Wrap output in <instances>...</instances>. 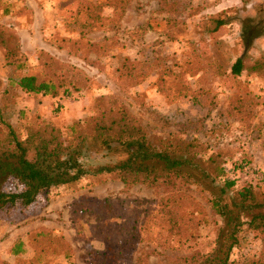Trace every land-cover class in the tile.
Wrapping results in <instances>:
<instances>
[{
  "label": "rangeland",
  "instance_id": "obj_1",
  "mask_svg": "<svg viewBox=\"0 0 264 264\" xmlns=\"http://www.w3.org/2000/svg\"><path fill=\"white\" fill-rule=\"evenodd\" d=\"M106 0H0V29H11L20 37V61L24 69L13 71L8 64L14 60L0 42V104L2 91L10 76L42 74L43 55H51L64 64L82 69L89 77V86L73 96L52 97L28 94L19 87L9 92L11 112L20 110L48 121L66 131L78 118L95 110L96 99L103 94L115 95L122 101L152 136L169 133L185 139L197 138L212 154L219 148L234 154V160L247 158L244 167L234 171L233 160H228L230 178H237L238 186L251 182L264 188V0H128L125 13L117 24L84 32L81 37L85 12L83 2ZM109 1V0H108ZM91 5V4H90ZM105 5L104 15L111 12ZM177 10L182 11L176 18ZM221 15L227 24L213 37L203 34L205 20ZM178 22H174V21ZM108 24V27H107ZM253 31L250 46L245 43V28ZM115 40L116 45L105 53L90 48V42ZM80 40V45H74ZM104 44V42H103ZM9 48L15 43L9 41ZM194 50L213 59L230 72L234 62L242 57L246 69L239 80L224 81L219 75L200 79L193 75L190 64L197 62ZM156 60L175 72H185L184 83L192 88L177 93L183 82L166 75L159 78L158 67L146 69V75L135 82H126L120 70L124 58ZM189 64V65H188ZM202 84L209 89L197 101L193 89ZM215 102H210L211 96ZM243 97L240 112L231 110L233 101ZM0 123V139L5 135ZM226 154L225 158L229 155ZM121 151H107L99 142L91 140L85 152L87 167L112 163L123 157ZM194 173L199 183L185 185L184 215L196 216V223L182 236L162 229L164 222L158 207L174 192L170 188L150 187L146 184L126 185L116 174L87 175L78 183L45 191L30 207H14L0 212V264H33L35 258L14 256L10 249L28 234L40 229L43 239H34L37 249L50 255L40 264H90L96 252L114 253L108 244V234L122 236L135 223L151 229L143 234L140 228L135 240L118 255V264H175L177 256L196 252L207 253L215 246L220 218L213 212L209 199L219 194L221 184H213L201 172ZM186 178V175L183 176ZM12 186H7L11 189ZM199 221V224L197 222ZM137 227V230L139 229ZM169 228V227H168ZM144 229V230H145ZM38 232V231H36ZM162 235V236H161ZM19 240V241H18ZM34 241V242H35ZM26 244V243H25ZM262 248V241L250 231L243 234L241 245L232 259L243 255L254 256ZM102 257L96 260L100 262Z\"/></svg>",
  "mask_w": 264,
  "mask_h": 264
},
{
  "label": "trees",
  "instance_id": "obj_2",
  "mask_svg": "<svg viewBox=\"0 0 264 264\" xmlns=\"http://www.w3.org/2000/svg\"><path fill=\"white\" fill-rule=\"evenodd\" d=\"M165 2L166 0H161ZM170 5L176 1H170ZM80 10L85 12L81 37L84 32L101 28L108 23L117 24L125 13L128 0H106V2H83ZM91 4V5H90ZM111 12L104 15L105 5ZM182 11L177 10L176 18ZM174 22H178L177 20ZM227 19L221 15H212L205 20L203 34L208 37L215 36L225 25ZM108 27V24H107ZM84 31V32H83ZM245 43L249 47L253 35L251 29L245 28ZM9 41L15 43V49L9 48ZM1 46L12 56L8 64L13 71L24 69L18 58L21 55L20 37L11 29H0ZM104 42V44H103ZM103 42H90V48H96L100 53L113 49L115 40L108 39ZM74 45H80L75 40ZM197 62L190 64L193 75L200 73L201 81L209 75H219L224 81L229 78L239 80L246 69L244 58H238L226 72L212 55L203 56L194 50ZM42 74H24L20 77L10 76L8 84L2 91L0 104V123L4 126L5 135L0 139V212L14 207H30L45 191L69 186L78 183L87 175L103 173L116 174L126 185L146 184L150 187L170 188L174 194L158 207L157 217L164 222L162 229L167 228L179 236L187 233L196 216L181 214L187 210L184 204L185 192L182 188L188 183L197 184L199 180L194 173L186 170L201 172L205 179L211 183L220 182V193L211 194L209 203L213 212L220 218L221 225L215 240V246L207 253L196 252L186 256H177L175 264H264V188L251 182L238 186L237 178H230L226 168L228 160H233L234 171L244 167L247 158L241 161L234 160V154L224 148L209 154L205 144L197 138L185 139L180 135L169 133L162 136H152L142 123L130 112L129 108L115 95L103 94L96 99L95 110L83 118H78L66 131L52 123L41 120L35 114L32 120L27 119V111L20 110L18 115L10 109L9 92L12 87H19L28 94H43L58 97L60 95L73 96L81 93L89 86L90 77L79 67L64 64L51 55H43ZM189 65V64H188ZM153 66L158 67L159 78L166 81V75L174 77L184 83L185 72H175L172 67L166 68L156 60H132L128 57L121 62L120 70L126 82H135L140 76L146 75L145 70ZM136 83V82H135ZM185 82L184 88L179 87L177 93H185L192 88ZM3 86L0 80V87ZM193 92L196 100L200 101L209 89L204 84ZM215 94L210 102H215ZM231 110L240 112L243 97L233 101ZM99 142L107 151H121L123 157L112 163L87 167L84 159L89 142ZM226 154L229 155L225 158ZM186 175V178L183 176ZM12 186L7 189V186ZM199 224V221L197 222ZM135 225L125 230L126 239L122 236L108 234V244L114 253L96 252L90 264H96L99 258L102 264H118V255L125 246L135 240L140 228L143 234H151V229L143 228L142 223L137 230ZM169 227V228H168ZM145 229V230H144ZM248 230L262 241V248L254 256L243 255L240 260H233L236 248L241 245L243 234ZM38 231V232H36ZM40 229L28 234L27 242L21 239L18 245L10 249L14 256L27 255L35 258V263L50 255L48 250L37 249V242L43 239ZM162 236V235H161ZM37 238V242L34 240ZM19 241V240H18ZM35 241V242H34ZM26 243V244H25ZM45 264V262L41 263Z\"/></svg>",
  "mask_w": 264,
  "mask_h": 264
}]
</instances>
